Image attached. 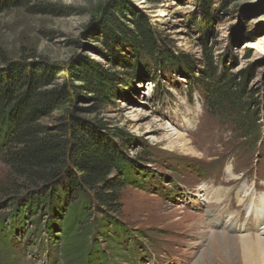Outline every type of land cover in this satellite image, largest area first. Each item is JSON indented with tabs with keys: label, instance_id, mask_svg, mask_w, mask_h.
Here are the masks:
<instances>
[{
	"label": "rangeland",
	"instance_id": "obj_1",
	"mask_svg": "<svg viewBox=\"0 0 264 264\" xmlns=\"http://www.w3.org/2000/svg\"><path fill=\"white\" fill-rule=\"evenodd\" d=\"M135 19L153 56L133 39ZM16 62L46 63L55 84L75 67L106 75L105 100L82 92L41 125L73 113L103 124L101 134H124L127 142L114 138L121 172L106 179L125 186L108 223L90 206L88 231L71 211L72 224L62 220L68 204L57 213L54 193L40 211L26 192L5 196L0 158V264H81L111 246V264H246L240 237L264 227L254 219L264 217V0H22L0 9V71ZM207 70L215 81L204 89L196 79ZM238 84L247 93L238 113L208 106V90L236 93Z\"/></svg>",
	"mask_w": 264,
	"mask_h": 264
},
{
	"label": "trees",
	"instance_id": "obj_2",
	"mask_svg": "<svg viewBox=\"0 0 264 264\" xmlns=\"http://www.w3.org/2000/svg\"><path fill=\"white\" fill-rule=\"evenodd\" d=\"M20 2L22 0H0V9ZM133 25V39L144 53L153 56L156 49L145 24L135 19ZM186 65L190 68V62ZM71 77L80 84H73ZM203 77L204 80H196L205 89L206 85L214 84L215 71L207 70ZM237 86L236 93L221 86L208 90V106L214 109L225 105L237 112L247 96L245 89L241 90L242 85ZM107 88L106 75L83 66L66 71V78L59 84L54 83L52 71L44 62L11 63L0 71V158L8 170L5 196L15 200L18 193L26 192L30 197L26 201L27 207L31 211H40L48 205L47 196L54 193L60 198L53 203L57 213L62 204H68L62 219L65 223H68L71 211L86 230L94 229V224L86 225L91 205L104 217L105 223L109 222V216L119 211V190L124 188L125 180H108L106 176L114 169L121 172V154L114 138L127 142L124 134H101L99 129L106 130L103 124L98 123L92 128L73 113L57 117L59 123L52 128L41 125V121L54 111L62 112L69 107L73 97L82 92L93 94L95 101L105 100ZM238 115L242 118L241 113ZM87 194L92 195L93 201H88ZM105 223L99 224L106 226ZM63 234L66 236L67 233ZM112 244L119 243L115 240ZM110 248L111 253L106 250V254H86L81 264H111L114 249H119L116 246Z\"/></svg>",
	"mask_w": 264,
	"mask_h": 264
},
{
	"label": "bare ground",
	"instance_id": "obj_3",
	"mask_svg": "<svg viewBox=\"0 0 264 264\" xmlns=\"http://www.w3.org/2000/svg\"><path fill=\"white\" fill-rule=\"evenodd\" d=\"M176 136H177L176 137V144L179 145V147H180V149H182V151L185 150V149L186 150H191L189 148H186V142H185L184 136L179 135V134H177ZM228 174H230L229 171H228ZM230 183H234L232 181V179H229V180L225 181V184H230ZM206 193L208 194V191L207 190H206ZM210 194H211V192H210ZM217 194H222V193L220 191ZM226 195H227V193L224 195V197ZM216 196L217 197H222L223 195H216ZM248 199L249 198H245L244 201H242L241 203L244 204ZM258 199L256 200V201H258V203H259V201H264V199H259V200ZM217 201H218V199H217ZM240 201L238 203V201L235 200V204L236 205H240L241 204ZM222 202H225V201L222 200ZM227 202H228L227 204H229V205H232L233 204L231 200H229ZM255 205H256V203H255ZM253 207L254 206H252V209H251L252 212H253ZM262 210H263V213H264V204L262 205ZM254 212H253V214L255 215ZM257 215H258V217L255 215V218L254 219L255 220H258L259 219V222H264V217L262 216L263 215L262 212L258 211L257 212ZM232 229L233 230H236V229L238 230L239 229L240 230V233L243 232L240 229V227L237 228L235 225H233ZM240 241H241V247H242V250H243L244 260H245V263L246 264H264V227L261 228V229L258 228V230H257L256 234L253 236V238H248L247 235H244L243 234V236L240 237Z\"/></svg>",
	"mask_w": 264,
	"mask_h": 264
}]
</instances>
